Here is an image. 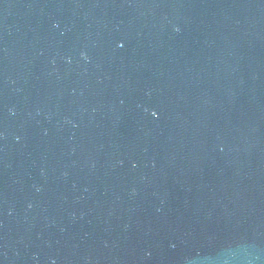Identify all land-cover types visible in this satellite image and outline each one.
Wrapping results in <instances>:
<instances>
[{"label": "water", "instance_id": "95a60500", "mask_svg": "<svg viewBox=\"0 0 264 264\" xmlns=\"http://www.w3.org/2000/svg\"><path fill=\"white\" fill-rule=\"evenodd\" d=\"M0 264H264V0H0Z\"/></svg>", "mask_w": 264, "mask_h": 264}]
</instances>
